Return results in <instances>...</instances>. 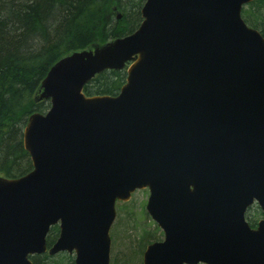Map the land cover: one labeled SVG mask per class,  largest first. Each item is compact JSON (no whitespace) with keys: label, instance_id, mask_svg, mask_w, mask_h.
<instances>
[{"label":"water","instance_id":"1","mask_svg":"<svg viewBox=\"0 0 264 264\" xmlns=\"http://www.w3.org/2000/svg\"><path fill=\"white\" fill-rule=\"evenodd\" d=\"M251 1L145 0L132 32L50 66L38 97L50 107L23 131L32 168L0 175V264L59 252L110 264L115 202L145 187L163 239L142 264H264V37L241 16ZM124 67L117 94L83 92Z\"/></svg>","mask_w":264,"mask_h":264},{"label":"trees","instance_id":"2","mask_svg":"<svg viewBox=\"0 0 264 264\" xmlns=\"http://www.w3.org/2000/svg\"><path fill=\"white\" fill-rule=\"evenodd\" d=\"M144 1L0 0V175L19 177L32 168L23 145V128L30 113L44 112L50 106L49 100L38 99L37 94L50 66L71 51L132 32L141 22ZM241 16L264 37V0L244 4ZM125 78V68L106 69L95 74L83 92L115 95ZM247 210V222L254 226L262 211L255 204ZM58 233L57 224L49 228L48 246ZM142 238L123 262L114 257L111 264H136L145 244L159 237L145 232ZM30 259L32 264H74V256L65 252L34 254Z\"/></svg>","mask_w":264,"mask_h":264},{"label":"rangeland","instance_id":"3","mask_svg":"<svg viewBox=\"0 0 264 264\" xmlns=\"http://www.w3.org/2000/svg\"><path fill=\"white\" fill-rule=\"evenodd\" d=\"M148 195L149 192L146 187L136 189L128 200L116 203V219L110 231L112 239L111 259L115 257L118 262H123L126 255L129 256V253L135 248L133 246L142 243V236L145 235V232L159 237L152 241H159L163 238L162 230L156 226L145 210ZM142 254L143 252L139 253L136 264H142Z\"/></svg>","mask_w":264,"mask_h":264},{"label":"flooded vegetation","instance_id":"4","mask_svg":"<svg viewBox=\"0 0 264 264\" xmlns=\"http://www.w3.org/2000/svg\"><path fill=\"white\" fill-rule=\"evenodd\" d=\"M261 218H262V217H261ZM261 218H257V220H256V221H257V223H256V224H254V226H252V225H251V227H253V228L257 227V225H258V220H260Z\"/></svg>","mask_w":264,"mask_h":264},{"label":"bare ground","instance_id":"5","mask_svg":"<svg viewBox=\"0 0 264 264\" xmlns=\"http://www.w3.org/2000/svg\"><path fill=\"white\" fill-rule=\"evenodd\" d=\"M117 18H120V17H117ZM74 51H75V50H74ZM71 52H72V51H71ZM68 54H69V53H68ZM65 55H67V54H65ZM63 56H64V55H63ZM61 57H62V56H61ZM59 59H60V58H59ZM59 59H58V60H59ZM58 60H57V61H58ZM55 62H56V61H55ZM55 62H54V63H55ZM54 63H53V64H54ZM48 72H49V71H48ZM46 75H47V74H46ZM41 81H42V80H41ZM30 114H31V113H30ZM30 114H29V115H30ZM29 115H28V116H29ZM28 118H29V117H28ZM27 121H28V120H27ZM26 124H27V123H26ZM25 126H26V125H25ZM25 126H24V127H25ZM23 129H24V128H23ZM23 131H24V130H23Z\"/></svg>","mask_w":264,"mask_h":264}]
</instances>
